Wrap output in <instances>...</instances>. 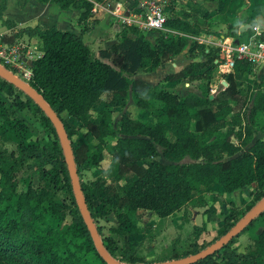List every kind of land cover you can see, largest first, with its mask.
Here are the masks:
<instances>
[{
	"label": "trees",
	"instance_id": "16d2710c",
	"mask_svg": "<svg viewBox=\"0 0 264 264\" xmlns=\"http://www.w3.org/2000/svg\"><path fill=\"white\" fill-rule=\"evenodd\" d=\"M41 1L56 2L62 8L78 4L84 7L79 20L91 14L93 5L90 0ZM242 5L248 9L249 3L242 0ZM4 7L5 3L0 2V18ZM193 7L191 1L179 5L170 0L164 20L167 30H159L154 42L138 27L124 26L118 41L109 48L98 49L97 54H93L81 34L56 26H26L13 34L26 33L38 38L41 54L32 59L29 83L56 111L70 141L75 130L81 129L93 138V146L83 142L75 147L71 141L80 184L94 221L96 215H106L112 209L120 225L115 229L118 234L127 235L129 231L126 232L125 225L130 216H136L138 209L150 210L160 218L168 216L191 201V192L201 185L216 182L223 191L231 192L244 185L264 182V139H255L241 151L242 146L251 141L253 124L258 123L256 111L264 112L261 80L249 81L247 76L244 77L251 69L250 60L235 58L232 69L224 75L226 84L212 94L209 86L211 70L208 67L202 69V62L189 63L165 77L166 80L186 78L194 81L195 88L183 93L136 76L163 65L188 44L189 38L205 31L206 22L199 19ZM3 21L12 25L8 19ZM221 21L226 23L225 33L233 37L246 38L254 31L253 27L242 32L233 30L241 23L238 19L221 16ZM197 44V40L192 39L188 50L195 53ZM218 51L219 47L208 52L202 49L206 54L205 66L218 56ZM13 86L0 76V88ZM22 93L25 99L20 97L17 101L20 109L30 106L25 101H32ZM101 95H105V105L94 114L92 106ZM129 99L141 109L153 108L155 119L140 120L124 112L114 126L113 108L124 107ZM32 103L33 107L41 109ZM3 105L0 103V115L6 114ZM42 115L51 122L43 111ZM70 118L76 120L75 126ZM4 119L13 122L14 129L28 127L21 117ZM164 122L169 124L175 137L173 141L166 135ZM233 137L237 142L232 140ZM157 146L170 152L173 161L159 160ZM18 148L19 159H31L28 166L37 173L40 185L29 183L25 190L16 192L14 183L9 182L10 175L1 170L0 264H108L95 248L79 212L58 139L52 145L19 142ZM106 153L109 162L104 167L105 174L118 182L109 196L103 193L104 176L96 175L90 181L82 179V170L99 167ZM185 157L189 160H183ZM47 164L49 167H45ZM47 177L53 183L60 180L66 183L71 192L70 202L58 197L53 187H47L44 182ZM263 195L264 190L257 191L255 201ZM196 197L204 202L201 194ZM93 198L101 202L98 210L93 208ZM259 216L264 219V210ZM96 226L101 234L100 226ZM101 238L107 251L119 260L140 261L134 253L136 245L126 241L118 254L113 236L101 235ZM228 244L223 246L221 254L219 249L215 250L193 264H256L253 256L255 251L264 250V229L259 233L254 249L245 254L225 248ZM176 256L173 253L159 260Z\"/></svg>",
	"mask_w": 264,
	"mask_h": 264
},
{
	"label": "rangeland",
	"instance_id": "374dc122",
	"mask_svg": "<svg viewBox=\"0 0 264 264\" xmlns=\"http://www.w3.org/2000/svg\"><path fill=\"white\" fill-rule=\"evenodd\" d=\"M199 19L201 20V18ZM257 35L260 36L259 34ZM212 36L213 37H209L206 35V38H210L207 43L214 44L211 45L210 48H213L218 44V42H220L219 36ZM14 42H16L17 45H22V49H24L25 46V52L21 51L16 59L18 65L12 66L7 64L3 57H0V63L18 77H21L29 82V78H27L24 73L26 72L25 66H29V64L23 60L21 56H26L29 61V58H33L34 55L38 53L35 49L39 48V45L29 46L28 44L25 45V42ZM31 48H33V51ZM198 48L200 49L199 44H197L195 49ZM27 50H30L33 55L27 53ZM97 51L98 50H96V52ZM93 52V54H97L95 51ZM8 55L9 53L6 52V56ZM220 78H222V72L217 79ZM217 85L220 86L221 82H218ZM14 86L11 88H0V103H3V106L6 109V114L4 113V115H0V125H3L0 127V151L3 156L0 158V175L1 170L6 171L7 174L10 175L8 176L9 182H13L15 191L19 192L25 190L29 183L33 186H39L40 180L37 173L28 166L31 159H19L17 157L19 156L18 143L36 141L42 145H52L55 140L58 139V136L52 123H49L44 119L42 115L43 110L33 107V99L32 101H25L30 106L22 109L18 107L17 101L20 100V97L24 100L25 95L22 93L23 91L20 88ZM99 102L102 104L105 102V99L101 97ZM98 104H95L97 109H92L94 114L100 111L98 109L100 108L98 107ZM133 111L134 110L131 108V113ZM120 112L121 110L119 109H113L112 111V123L114 126H117L119 122L121 115ZM4 117L12 119L15 117H21L24 119L28 127L14 129L15 124L5 120ZM260 124H262V122L257 125ZM254 125H256V122L253 126ZM82 130L83 129L78 131L75 130L72 134L71 141L73 142V145L77 147L81 143L86 142L89 146H93V138L87 133H82ZM9 132H12L11 135L9 137H5V135ZM256 135L259 136L258 133ZM232 140L237 142L234 137ZM252 141L253 139L251 142L243 145L241 151L247 149L253 143ZM183 160H189V158L185 157ZM165 161L168 160L165 159ZM108 162L109 154L106 153L105 158L101 161V165L99 167H91L82 170V179L84 181H90L96 175L104 173V167L108 164ZM45 167H49V164ZM44 182L47 187H53L55 194L65 200V202L71 201V192L69 191L66 183H63V180L53 183L49 177H47ZM117 185L118 182H114L113 179H105L103 184L104 195L109 196L114 193ZM260 190H264V182H254L251 185H244L233 192H225L221 194L215 188H210L204 192L207 197V201L204 200L203 202V200L201 201L198 197H196L198 195H195L192 200L187 202L181 209L172 213L169 217L163 220L156 219L153 215L151 216V214L146 213V211H139V215L137 217H129V222L125 225L126 232L129 231L127 235H123L122 233L118 234L115 231V229L120 225L112 209L110 210V213H107L106 215H96L97 223H95L101 228L100 236H113V238H115L118 254H120L126 241L131 245H136L137 248L134 253L140 258V261L138 262L159 261V259L169 257V255L173 253L178 255L176 257H181L195 252L196 249L199 250L204 248L206 245L222 235L225 229L227 230L232 226L230 225L231 222L234 220L237 221L241 216H243L251 203H256L259 200L255 201V194ZM92 204L93 208L98 210L101 202L97 198H93ZM263 229L264 219L257 215L245 229H242L234 236L229 244V241L226 243L228 245L225 248L233 250L236 254H245L254 249V243ZM223 246L218 248L220 250L219 254L223 252ZM219 254L217 256L218 260L221 258ZM253 258H255L256 264H264V250L255 251Z\"/></svg>",
	"mask_w": 264,
	"mask_h": 264
},
{
	"label": "crops",
	"instance_id": "0c3cea01",
	"mask_svg": "<svg viewBox=\"0 0 264 264\" xmlns=\"http://www.w3.org/2000/svg\"><path fill=\"white\" fill-rule=\"evenodd\" d=\"M107 0H93V5L91 7V14L86 19H80V14L84 11V7L79 6L78 4H71L67 8H62L56 2L48 1L42 2L41 0H0V2L5 3V7L2 13V18H0V34L1 38L7 42L20 41L25 42V45L37 46L35 51L38 53L34 55L33 58L41 54V45L36 37V35H28L26 33H21L20 35L13 36L15 30L26 27V26H35L39 25L41 27H50L56 26L61 30H72L77 34H81L83 41L89 46L90 50L93 52L100 48H109L112 43L118 41L121 29L124 26L119 20L116 14L120 10L131 7L136 4V0H108V3L105 5ZM179 5H185L188 1L193 4V8L196 9V15L201 18L202 21L206 22V29L202 31L199 35L194 36V38H189L188 44L178 53L174 54L171 58L164 62L163 65L157 67L156 69L149 72H141L136 76L152 84L163 83L164 86L168 89H174L179 92H184L188 89H194L195 82L188 79H170L166 80L165 77L171 73L182 69L185 65L192 62H202L204 67H208L211 70V75L209 79L210 94H212L216 89H218L222 84H226L224 75L229 72L228 68L222 63H216L215 60H211L206 63V54L202 52L204 49L205 52H208L211 49L213 43H207L210 38H206V35L213 37L212 35L219 36V41H260L264 40L260 36L264 34V26L253 27V32L245 37H233L229 34H226L227 26L225 22L221 21V16H226L230 19H238L241 21L240 25L244 22L249 21L252 18H255L257 15H262L264 17V0H245L249 3L248 9L242 5V0H174ZM187 6V5H186ZM190 9V8H189ZM249 16V19H248ZM12 21V25L4 24L3 20ZM79 20V21H78ZM114 22V24H113ZM239 25V26H240ZM87 26V28H83ZM238 26V27H239ZM238 27L233 28V30L238 31ZM245 31V30H244ZM145 37L154 42L156 37L159 34V31L156 30H143ZM133 35V33H128ZM259 34L260 36H258ZM260 37V38H259ZM196 39L198 44L202 46L195 53L188 50L190 41ZM214 47H217L216 45ZM33 51V48H31ZM199 50V51H198ZM94 53V52H93ZM32 58V59H33ZM31 64L32 60L28 61ZM252 63L251 69L244 73V77H248L249 81H252L254 78L257 81L262 82L261 88L264 90V58L258 57L255 61L250 60ZM222 72V78H219L220 73ZM221 82V85L218 86L217 83ZM105 95H101L93 104L92 109L96 108L95 104L98 103V108L101 110L105 103L100 104L99 99L104 98ZM211 96V95H210ZM129 106V107H128ZM131 108L134 110L131 113ZM97 109V108H96ZM113 109L121 110V114L126 112L131 117L136 119L144 120H154L153 108L141 109L134 104V102L129 99L126 105L122 108L114 107ZM136 110V111H135ZM249 115V110L246 112ZM255 119L258 121L257 124L262 122L260 125H254V131L251 140L253 141L257 138L264 139V112L259 110L255 113ZM72 121V122H71ZM70 122L73 126L76 125V120L70 118ZM163 125L166 128V135L169 140L173 141L175 139L170 127L167 122H164ZM256 126V127H255ZM259 128V129H258ZM259 134L257 136L256 134ZM234 141V140H233ZM252 141V142H253ZM251 142V141H249ZM158 154L156 157L163 162H172L173 157L170 152L163 151L160 146H157ZM167 159L168 161H165ZM100 175H105V179H113L111 176H107L104 173ZM210 188H215L221 193L223 191L220 184L212 182L208 185H201L199 189L193 190L191 192L192 197L195 195L201 194L204 200L207 201L205 191ZM238 189V188H237ZM235 189V190H237ZM233 190V191H235ZM231 191V192H233ZM231 194V193H230ZM211 196V195H210ZM139 211H146V213L153 215L156 219H166L168 216L160 218L155 215L152 211L140 208L136 211V217L139 215ZM177 212V211H176Z\"/></svg>",
	"mask_w": 264,
	"mask_h": 264
},
{
	"label": "water",
	"instance_id": "95a60500",
	"mask_svg": "<svg viewBox=\"0 0 264 264\" xmlns=\"http://www.w3.org/2000/svg\"><path fill=\"white\" fill-rule=\"evenodd\" d=\"M105 5L108 3V0L104 2ZM255 25L264 26V17L262 15H257L255 18L250 19L247 22L242 23L238 27V31L242 32L247 28H250ZM0 76L9 82H11L16 87L20 88L25 94L31 97L36 104L43 110L45 115L50 119L53 124L55 131L57 133L59 143L62 149L64 160L66 162L67 171L70 178V183L72 187V192L79 209V212L83 218V221L90 233L93 244L97 249L100 256L108 264H190L193 263L205 256L211 254L218 248L226 244L233 236L238 234L253 218L259 215L264 210V195L259 198V200L251 206L244 214L241 216L227 231L220 235L217 239L206 245L204 248L199 249L193 253L175 257L165 260L152 261V262H126L119 260L118 258L111 255L100 236V233L97 229L96 223L91 216V212L88 208L81 184L80 178L77 172L76 163L73 154V148L71 141L68 137L66 129L56 113L52 108L49 102L44 98V96L34 88L28 81L18 77L12 73L8 68L0 63Z\"/></svg>",
	"mask_w": 264,
	"mask_h": 264
},
{
	"label": "built area",
	"instance_id": "2783aa9c",
	"mask_svg": "<svg viewBox=\"0 0 264 264\" xmlns=\"http://www.w3.org/2000/svg\"><path fill=\"white\" fill-rule=\"evenodd\" d=\"M169 4L170 0H136V4L114 14L117 15L118 20L122 24L127 26H136L141 30H167L164 26V20L166 12L169 10ZM169 33L175 34L174 31ZM216 46L219 47V51L218 56L214 60L217 64H224L228 70L232 69L235 58H247L252 61H255L258 57L264 58V40L254 42L234 41L233 39L230 41L223 40L218 42ZM22 47V45H17L16 42L3 40L0 34V57H3L7 64L18 65L16 61L18 55L21 51L25 52V46L24 49ZM6 52L9 53L8 56H6ZM27 53L33 55L30 50H27ZM21 58L29 64L26 56H21ZM29 59L32 60V58ZM25 67L26 72L24 73L30 79V64Z\"/></svg>",
	"mask_w": 264,
	"mask_h": 264
}]
</instances>
